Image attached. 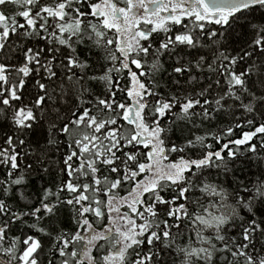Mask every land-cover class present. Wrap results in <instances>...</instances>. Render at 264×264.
I'll return each mask as SVG.
<instances>
[{"label":"snow or ice","instance_id":"1","mask_svg":"<svg viewBox=\"0 0 264 264\" xmlns=\"http://www.w3.org/2000/svg\"><path fill=\"white\" fill-rule=\"evenodd\" d=\"M0 264H264V0H0Z\"/></svg>","mask_w":264,"mask_h":264}]
</instances>
